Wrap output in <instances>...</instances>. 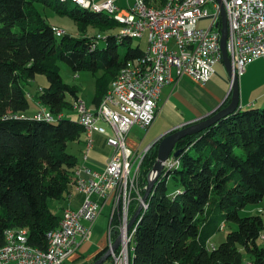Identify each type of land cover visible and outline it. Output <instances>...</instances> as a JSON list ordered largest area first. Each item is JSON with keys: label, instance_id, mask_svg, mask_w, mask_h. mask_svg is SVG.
Masks as SVG:
<instances>
[{"label": "trees", "instance_id": "16d2710c", "mask_svg": "<svg viewBox=\"0 0 264 264\" xmlns=\"http://www.w3.org/2000/svg\"><path fill=\"white\" fill-rule=\"evenodd\" d=\"M44 8L68 16L79 29L120 27L108 15L71 0H0V247L6 230L25 229L28 244L45 250L46 234L58 226L63 212L57 215L51 202L68 205L76 191L79 160L68 152V145L79 144L84 129L63 115L79 97L78 89L62 80L58 62L74 73L102 72L95 78L96 107L122 64L142 53L139 46H130V39L115 34L106 35L104 45L93 50L95 41L87 37L57 38L40 14ZM119 46L126 48L123 56ZM37 75L48 81L36 97L53 121L27 114L32 103L24 82ZM177 148L182 149L177 165L156 180L136 221L132 264H244V256L250 264H264L262 218L241 216L244 208L264 196V105L238 108L186 137ZM156 155L157 144L141 162L142 196ZM169 180L176 187L171 193ZM137 207L133 201L129 212ZM224 223L235 228L211 249L209 243Z\"/></svg>", "mask_w": 264, "mask_h": 264}, {"label": "built area", "instance_id": "2783aa9c", "mask_svg": "<svg viewBox=\"0 0 264 264\" xmlns=\"http://www.w3.org/2000/svg\"><path fill=\"white\" fill-rule=\"evenodd\" d=\"M71 1L113 18L120 27L110 34L118 39H145V47L140 48L138 57L122 64L93 110L80 99L72 104L75 117L71 119L84 129V162L93 147L94 134L103 136L112 150L103 169L94 170L85 163L75 169V190L82 195L80 206L63 210L58 226L46 234L45 250L28 244L25 229L6 230L0 264H67L77 241L88 238L105 207L110 210L108 261L132 264L136 222L127 228L132 216L129 210L133 201L138 205L142 201L139 166L149 148L140 153L128 150V132L134 125L144 129L152 125L161 90L173 82V74L176 80L187 76L201 84L211 79L214 67L221 62V7L227 22L226 52L237 78L249 64L264 60V0H132L126 9H120L113 0L98 4L91 0ZM206 20L209 25L201 28L199 22ZM52 31L57 38L64 35L56 27ZM98 38L101 41L105 37ZM27 97L30 98L28 94ZM33 116L45 121L55 119L47 109ZM175 165L176 159L170 158L164 170ZM117 237L120 243L112 251Z\"/></svg>", "mask_w": 264, "mask_h": 264}, {"label": "crops", "instance_id": "0c3cea01", "mask_svg": "<svg viewBox=\"0 0 264 264\" xmlns=\"http://www.w3.org/2000/svg\"><path fill=\"white\" fill-rule=\"evenodd\" d=\"M93 3L98 4L106 0H91ZM115 4L120 9H126L131 5L132 0H113ZM49 23V22H48ZM52 27L54 24L49 23ZM263 61V60H259ZM254 63V62H253ZM250 66V65H249ZM247 66L245 73L241 78L246 75L249 79L252 80H262L261 86H259L258 91L254 101L246 98L243 95V80L240 82L241 87V102L239 103V108H249V107H258L264 103V74L259 75L257 72H254L251 67ZM225 70V69H224ZM224 70H216L212 75L211 79L204 83H197L190 77L184 76L179 80H176L175 75L173 74V82L165 85L161 90L158 102L155 119L152 125L146 130V133L153 126V124H158L156 131L152 134V142L148 143L144 149L149 145L154 143L161 135L166 133L172 128L180 127L186 123L194 122L200 118L206 117L210 112L217 109L221 103H224L226 99L229 98V88H230V79L224 72ZM242 78V79H243ZM195 84V86H194ZM261 88V89H260ZM79 97V94H78ZM95 108V107H94ZM93 107L90 110L94 109ZM67 114L70 116L73 112H64L63 115ZM158 121V122H157ZM138 125H134V127ZM131 128V129H132ZM142 129L140 126L138 127ZM130 129V130H131ZM129 133V132H128ZM128 137V134L126 138ZM144 138V137H143ZM79 144H74L80 149V160L79 165L85 163L86 166L94 170H101L105 167L112 150L107 146L105 138L103 136L94 134L93 135V147L90 151L87 152V160L84 162L83 153L85 150L83 136L80 139ZM144 139H137L135 144L131 142L130 147L134 149V152L140 153L143 150H140L141 144ZM126 143V140H125ZM136 147V149H135ZM82 202V195L76 191L71 194L68 199V207L70 209H77ZM106 211L107 215L103 216L102 214ZM109 207H105L98 217L97 221L93 225L90 234L86 240L79 239L77 241L74 252L69 256L67 264H91L95 258L106 249L107 247V233L106 241L99 242L97 240V246H93L91 241L94 237V231L97 230L98 221L104 217L108 225L109 218ZM101 243V244H100ZM100 244V245H99ZM99 246V247H98ZM98 247V248H97ZM105 264H110L107 261Z\"/></svg>", "mask_w": 264, "mask_h": 264}, {"label": "rangeland", "instance_id": "374dc122", "mask_svg": "<svg viewBox=\"0 0 264 264\" xmlns=\"http://www.w3.org/2000/svg\"><path fill=\"white\" fill-rule=\"evenodd\" d=\"M70 6L74 7L73 4H70ZM39 11H40V14L44 20H46L49 23L54 24V26H57L56 28L63 30L65 35L73 37V38H76L80 35L87 37L88 39H91L92 41L97 42V44L95 42H94V44L98 45L99 47H102L104 45V42L100 41L98 36L105 37L106 35H108L110 33L118 31V29H115L113 31L99 30V29L92 27V26H85V27L79 29L77 27V25L66 15H58L48 8L40 9ZM208 25H209V21H207V20L199 22V26L201 28H206ZM130 46L132 48H135L137 46H139L140 48H144L145 47V39H133L130 42ZM125 49H126L125 47L119 46L118 52L121 56H123ZM249 65L248 66L251 67V69L254 72H257L259 75H262V73L264 74V60L263 61L256 60V61H254V63L252 62ZM58 66L60 69V75L62 77V80L66 84H69L71 86H75L78 89L79 99L82 100L85 107L89 110L92 107L94 108V106L92 104V98L94 96V90H95V78L101 77L102 72L101 71L97 72L94 75L89 71H79V72L74 73V72H72V70L68 66H66L62 62H58ZM218 69H220V70L225 69L221 62L217 63V65L214 67V71H216ZM224 72L227 75L226 70H224ZM242 78L240 77L238 79L239 103L241 102L240 101L241 100V87H240L241 80H243V95H244V97L246 98V96H247L249 99L254 101V98L257 94L256 92L258 91L259 86H261V84H263L262 80H259V79L258 80H252V79H249L248 77H246V75L244 76L243 79ZM110 81H111V79L109 80V82L106 85L107 88L110 84ZM47 86H48V81H47L46 77L43 75H37L32 81L29 80V81L24 82V90L30 96V98H29L31 101L30 103H32V108L27 113L28 115L31 116V115H34L40 109H46L43 105L40 104V102L37 100L36 96L40 95L39 92H40L41 88H45ZM194 86H195V84H194ZM261 104L264 105V103H261ZM262 105H258V107L261 108ZM254 107H256V106H254ZM72 110H71V112H72ZM68 112H70V111H68ZM65 116H67V114H65ZM69 117L74 118L75 116L72 114ZM138 127L136 126V127L132 128L128 133V137L126 138L125 145H126L127 149L130 150L131 152H134V149L132 147H130L129 145H131V142L133 144L137 143L136 142L137 139H140V140L144 139L143 143L141 144L140 150H143V148H145V146L148 143L152 142L153 139H151V136L156 131L158 124H156V123L153 124V126L149 129V131L147 133H146V130H143L144 128L140 129ZM79 149L80 148L78 146L74 145L73 143L68 145V152L71 154H74L80 160L81 158H80ZM135 149H136V147H135ZM139 168H140V166H139ZM139 174H138V177H139ZM149 174H148V176H149ZM138 185H139V181H138ZM175 188L176 187L173 184V181L169 180L168 181V192L169 193L174 192ZM51 203L53 204L52 206H53L54 212L57 215H60L61 211L68 207L66 204H62L60 202L56 203L55 201H52ZM102 215L103 216L107 215L106 211ZM253 215H258L262 218V221H263L262 237H264V196L259 203L253 204V205H248L246 208H244L241 211L242 217L243 216H253ZM103 216L97 223V230L94 231V237L91 241V244L93 246H97V240H99V242H101V243L106 241V233L108 231L109 218H108V225H107V222L105 221ZM114 222H116V220ZM234 228H235L234 225L230 226L228 223L221 224L220 230L218 231L216 236L214 238H212V240L209 243L210 244L209 246L211 247V249H213L218 244L223 242L225 239V235H226L227 231H229L230 229H234ZM261 239H262V241H264L263 238H261ZM244 264H250L249 259L246 256H244Z\"/></svg>", "mask_w": 264, "mask_h": 264}, {"label": "water", "instance_id": "95a60500", "mask_svg": "<svg viewBox=\"0 0 264 264\" xmlns=\"http://www.w3.org/2000/svg\"><path fill=\"white\" fill-rule=\"evenodd\" d=\"M221 17V26H220V51H221V63L223 64L227 75L230 79V88H229V103L222 107L223 103L220 106L210 112L206 117L195 120L191 123H186L180 127L172 128L163 135H161L154 143L148 146V148L157 144V155L155 163L150 171L148 176L147 185L142 196V201L138 205L135 212L132 214L129 223L128 229H131L135 222L137 221L141 211L143 210V204L146 203L147 197L152 190V187L156 180L161 176L164 171V164L170 158H177L181 153L182 149L177 148L178 145L188 136H193L201 133L202 131L208 129L210 126L216 124L221 119H224L228 115L233 114L239 108V88H238V78L233 72L232 65L227 56L226 52V40H227V22L226 14L221 7L220 12ZM120 243V237H117L112 246V251H115ZM110 257V250H106L96 261L92 264H105Z\"/></svg>", "mask_w": 264, "mask_h": 264}]
</instances>
